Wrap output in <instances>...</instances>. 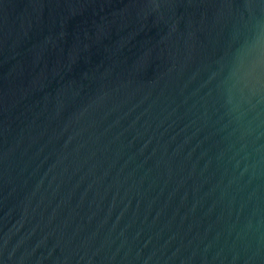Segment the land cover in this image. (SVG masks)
<instances>
[{"label":"water","instance_id":"obj_1","mask_svg":"<svg viewBox=\"0 0 264 264\" xmlns=\"http://www.w3.org/2000/svg\"><path fill=\"white\" fill-rule=\"evenodd\" d=\"M0 264H264V0H0Z\"/></svg>","mask_w":264,"mask_h":264},{"label":"clouds","instance_id":"obj_2","mask_svg":"<svg viewBox=\"0 0 264 264\" xmlns=\"http://www.w3.org/2000/svg\"><path fill=\"white\" fill-rule=\"evenodd\" d=\"M241 55H243V54H241Z\"/></svg>","mask_w":264,"mask_h":264}]
</instances>
